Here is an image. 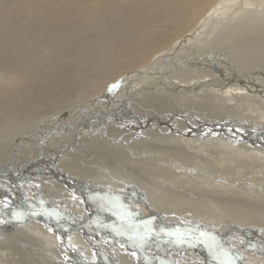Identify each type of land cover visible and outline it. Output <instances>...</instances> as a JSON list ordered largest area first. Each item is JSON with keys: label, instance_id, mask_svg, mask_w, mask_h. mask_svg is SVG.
<instances>
[{"label": "bare ground", "instance_id": "obj_1", "mask_svg": "<svg viewBox=\"0 0 264 264\" xmlns=\"http://www.w3.org/2000/svg\"><path fill=\"white\" fill-rule=\"evenodd\" d=\"M45 1L49 0H32L34 3ZM64 1L68 4H72L73 6H79L84 2H90L98 5L100 8H104L101 9V13L104 12V14H102L99 18H101V20H106V23L110 24L108 26L112 28V31L113 29L115 32L124 30L125 24H131V27H133V24L137 26V28H135V32L137 37L140 38L139 41H137L135 38L130 40L128 37H126L124 42L118 43L121 41V38H118V36L115 35V32H108L109 34L104 36V40L98 44L102 50L106 51V53L99 57V59L108 58V56H115L114 58L117 59V55H121L122 57V55L125 53L129 52L130 54L131 52L141 49L143 52L146 50V52H144L145 56L149 55V58H146L148 61H151V56L155 57L159 52H164V61L168 62V60H170V62H172L174 60V54L171 53L172 50L170 48V45L173 44L172 40H181L186 42L187 39L189 42L192 41L190 46L188 45L191 52L195 53L196 55L199 53L200 55L203 54V56L208 55V57H210L207 52L209 50V45L207 47L204 46L196 48V40H198L194 38V35L197 32L196 28L194 27L196 24H193L189 16H192L193 11H195L194 13L199 15L197 18H206V14L212 13V10H214L212 8L215 7V3L219 0H153L152 4L155 7L149 16L150 21L148 24H145L147 23L148 16L144 17L141 15L140 6L141 4H145V2L152 0H128L131 2V7H129V5L125 6L123 4L125 0ZM225 1L227 0H220L219 4ZM233 1H235L233 4H236V0ZM241 1L242 4L247 3V6H243L242 9L235 8V11H233L232 14H230L231 9L226 6L227 9L230 10L227 18H231V20L229 21L227 18H225L222 21V24H220L221 26L216 24L217 26L215 27L217 30L228 29V32H232L233 25H231V22L235 19L243 17L246 14L258 17L260 16L261 18L258 21L256 20V23L259 22V24H264V0H252L255 1V3L257 2L256 4H254V2L249 3L247 0ZM197 4L201 5L199 10L196 8ZM4 5V3L0 4V9L3 12L0 17L1 20L4 18L7 20L8 17L13 18V15L16 13L17 15H20V17L22 16L21 10L13 8L12 6L9 7V9H6ZM234 6L235 5H233L232 8ZM237 6L238 2L236 7ZM224 7L225 6L223 5L222 8ZM54 9L57 12V8ZM7 10L10 11L11 16L7 14ZM215 10L214 13L216 12ZM106 12L107 14H105ZM258 17H256V19ZM22 19L23 22H25L24 28L34 34V30L40 31L48 28L49 26H51L50 28H52V26L54 27V25L50 24H54L52 22L55 18L53 17V21L46 19L48 23L46 25H41L36 20L35 23H32L31 21L26 20L23 16ZM262 19L263 21H260ZM60 28H62V26ZM19 29L21 30L20 27ZM172 29H175L176 32H170ZM229 29L231 31H229ZM186 33H188L189 36L182 38ZM224 33L227 34L226 32ZM253 33H255V31ZM203 35H205V33ZM69 37L70 34H68L65 39ZM188 37H190L192 40H189ZM257 37L258 36H256V38ZM239 38L236 39L239 40ZM244 38L246 39L245 36ZM244 38L242 35V39ZM62 39H54L52 42H49V45H51L52 48L58 47L59 45L60 47L64 46L66 41L64 40L65 42H63ZM110 41L116 42V44L111 45L112 42L110 43ZM84 45V53L88 54V56H93V52L95 50L93 48H89L88 44ZM250 46H252V44ZM97 48L99 49V47ZM226 48L227 47L223 48L222 50H225ZM107 49L110 51L108 52ZM205 49L207 53L204 54L203 51H205ZM238 49L239 48H236V50L234 49L235 52L237 51V53H239L241 56L247 55L241 53L240 49ZM216 51V57L221 58V55L225 54H218L220 50ZM209 53H211V51H209ZM52 54L53 53H51V55ZM44 55L47 54L44 53ZM197 56L199 58V55ZM44 58L47 62L51 61L52 59L51 56H43L42 59ZM97 58L94 62L97 61ZM184 58L187 60L193 59L192 55L187 57L185 56ZM246 58V61L242 60V62H246L245 65H250L249 67L254 66L255 68H253L256 69L257 72L259 71L264 74V66L262 64L256 65L254 60V62L251 61L253 62L251 64L248 58ZM37 59L40 60V62H38L36 59H31L34 63L36 62L37 67L39 66L38 70L31 75L20 73L16 70H13L12 68H9L10 66L6 67V69L0 73V78H3V81H0V264H57L58 260H60L59 263L61 264H75L71 258L61 256L59 249L54 245L53 242L56 240V238H62L61 240L64 243H67L65 232H67L68 238L72 236L77 237L78 241L81 243V248H84V252L88 256L87 260L90 261V264L121 263V260H114L112 256L110 257L108 253L103 250L101 245L109 248V250H111V252L116 254L119 258L120 256H126L128 258V262L124 261L121 264H129V262L132 264H264V184L252 192L245 191L247 190V186H245L246 189L244 190H240L237 187L229 190L225 188L211 189L205 184L200 186L199 184L190 181L189 177V179L185 177L183 178L182 175H180L181 173H178L177 171L180 169L178 165L177 168H175L176 170L172 172L169 168L170 165L165 162H161L160 165L158 162L153 163L144 160H128L129 162H127L124 160L126 158L122 157L123 155H121V152L127 155L133 154L139 157L142 156V153L136 152V149L132 148L133 144L129 143L132 145L131 147L127 145L129 141L131 142L132 139L135 138H129L131 136L125 134L117 137H108L109 144L112 146L111 150H108V147L105 149L106 147L104 148L102 146L101 148L85 146L83 149H87L88 151L86 153L89 154L85 153V155L83 152H80L81 154L79 153V150L83 145V140L86 138V132L89 131L87 125H85L87 123L85 120L87 119L88 115L101 113L106 117H108V115L116 116L122 121L129 120L133 117L138 120L139 117L143 116V112L142 109L138 111L137 106L134 107L135 105L133 104L138 103L142 96L145 98L146 93L148 95L152 94L151 92H155L157 94H165L167 98V96H174L177 93L183 94L181 88H183L182 90L185 89L192 91L194 89L193 85H195L194 82L191 85L186 84L189 83L193 77L191 79L189 78L190 80L188 82L185 81L188 79L185 77V82L183 81L185 85H181L182 82H174V79L177 80L180 77L168 74V70L170 69L167 67L165 70L161 68L162 70H160V72L158 70H153L151 67V70L148 71L143 70L139 73L136 71L127 73V71L119 76L122 73L120 72L103 87V89L106 88L107 90V87L112 85L109 87L107 92L99 91L95 88L97 91L94 95L86 96L88 98L76 106L70 105V102L65 100L62 103V106L56 108L55 104H52L54 102H51L50 99L53 98V94L56 92H64L60 84L62 78H64V71H62L60 66L59 68L54 66V68H56L58 71H53V75L50 77V80L48 78V81H46V79L37 81L38 78L36 76L41 70L40 68L42 65L41 57L38 56ZM177 59L179 61L182 60V63L179 65H185V63L188 64V66L190 65L186 59H180L179 57H177ZM178 60L175 59L177 63ZM152 61L150 63L151 66L155 64V61ZM225 62L231 65L229 61L225 60ZM177 66L178 65H176V67ZM195 67H197V65ZM187 68L185 70H187ZM165 71L166 75H164ZM146 74H148V76ZM157 74L160 75L157 76ZM167 74L173 76V79L172 77H167ZM221 74L222 73H220V75ZM123 75L126 77H122ZM200 76L202 77V75ZM243 76L244 75H242V77ZM146 78H150L148 79V82L146 81ZM167 79L170 80L168 81ZM212 79L215 80L216 78L212 77L210 80L207 79V81L213 82ZM207 81H204L203 83ZM3 82L6 83L3 84ZM231 82H233V80ZM198 83L199 85L202 84L201 82ZM114 85L115 87H113ZM121 86H124L125 90H123V93L120 92L119 94L118 87L120 88ZM173 86H175V88H173ZM218 87L220 88V86ZM233 87L235 88H231L230 90H222V94H218L216 99L219 98L222 100V102L232 105V103H236L238 100H245L249 97L248 94L244 92L243 88L241 89L240 87L234 85ZM255 90L262 91L263 89ZM194 91L196 90L194 89ZM199 91L201 92V90ZM32 93L38 97L37 103H32L30 107L22 113L24 115L19 116V118H16V116H10L11 113L20 115L16 108L19 110L23 109L21 108V104H19L16 99L20 96L28 97V94L30 95ZM216 93L217 92H215V94ZM262 93H264V90ZM67 96H69V94H67ZM206 100L208 101V99ZM144 101H146V98ZM146 117L149 118V125L141 123L142 126H153L156 129H160L161 132V129H163L165 131L167 130L169 133V129H173L172 125H174V128L179 130L176 132L172 130L173 133L179 134L174 137H189L190 141L196 143L197 145L203 141L200 138L198 139L194 137V133L192 134L194 136H190L188 133L187 135H183L184 131L182 132L181 130L185 128H192L193 131L197 128V126H194L195 123H192L191 120L188 121L185 119L182 121L184 123H180V121L176 119V115L174 118V116L169 117L164 116L163 114L156 116L146 114ZM163 118L166 119L162 120ZM235 120L238 122L237 119ZM226 121L228 124H230V126L235 125L234 122L228 121V119ZM218 122L223 123L222 120H219ZM221 123H218L217 126ZM239 123H242V121ZM246 124L247 121L244 125ZM20 126L22 127L19 128ZM254 126L257 127H254L257 129V131L252 132H257L260 134V132L264 130V121L262 124L256 123ZM222 127H224V125H219L217 129L212 127V130L210 131L215 133L211 134L213 137H219L224 139L227 143H232L227 145L225 143H221L222 141L219 143L214 142L216 144V149H219L220 151L221 149L224 150L223 154H219V159L226 160L230 152H243L246 148L245 146L247 145L252 147L254 151H264L263 147L259 148L251 146L252 144H248L252 143L254 140H256V143L260 141V138L258 139L259 136L257 137V134H254L256 135L255 137L252 135H240V133L239 137L234 136L233 138V136L227 134L225 130H222ZM81 130L83 133L80 135ZM198 133L199 134L197 136L203 135L202 132ZM230 137L233 138L232 141L228 139ZM253 137H255V139ZM144 153L147 152L145 151ZM161 156L163 155L161 154ZM82 158H87L88 160L90 159L91 165H93V167L90 166V168L93 170V172L90 173H97L96 175L99 178H95L94 180L95 182L98 181L99 183L95 184V182L92 183L90 181L88 182L87 180H84L83 178L80 179L79 176L81 174H79L78 178L73 173V170H82L84 165H90L87 163L80 164L79 162L83 161ZM164 159H166V157H164ZM253 170L256 171L257 169L254 168ZM195 172L198 173L197 170ZM35 178H42L41 181L37 180V182H49L38 185L37 182L34 181ZM224 182L225 181L222 180L220 181V183ZM20 184L26 186V189L22 188ZM231 184L234 186H240L238 183ZM43 188L46 190L55 188L56 191L63 192L65 194H62L61 197H55L52 195L44 196L41 193V189ZM70 194L76 195L79 200L75 201L71 199L68 196ZM127 199H131V201H133L132 206H127V204H125ZM123 200L125 201L123 202ZM119 201L122 202L119 203ZM127 202L129 205V201ZM157 203L161 206H157ZM221 207L226 209L230 207L232 212L229 213L228 216H231L230 214H232L235 215L238 220L241 221V219H246L245 221L247 222L238 223L236 221L222 223L219 225L222 226L220 229L217 227V223H210L209 230L206 231L204 228H202L205 223L192 219L196 218L199 220H207L210 212H214V209ZM163 209H165L167 212L163 211ZM13 211L16 213L14 214ZM175 214L178 217H175ZM179 217L182 219H179ZM28 238H31V240ZM231 239H235L237 241L239 240L240 243H244V241L247 239H253L255 242H253L251 246H247V244L246 246L240 245L239 248L233 247L234 249H238L236 250L237 253L233 254L227 249L228 243L232 241ZM40 240L44 243V245L40 243ZM259 240L260 242H258ZM225 254H228L229 257ZM252 256H254L256 259L251 258ZM10 258L13 260L12 263H10Z\"/></svg>", "mask_w": 264, "mask_h": 264}, {"label": "rangeland", "instance_id": "obj_2", "mask_svg": "<svg viewBox=\"0 0 264 264\" xmlns=\"http://www.w3.org/2000/svg\"><path fill=\"white\" fill-rule=\"evenodd\" d=\"M219 1H217L215 3V7L212 8L214 10L216 8V10H215L216 12L214 13V10H212L213 14L212 13L206 14V18L205 17H203L201 19L197 18L199 15L195 14L194 13L195 11H193L192 16H189V18L191 19L193 24H196L194 26L196 28V31H197L194 35L195 36L194 38L198 39V40H196L197 41L196 48L197 47H204V46L207 47L209 45L208 46L209 50L207 52L210 55V57H208L207 54H206L207 56H203V54L200 55L198 53L197 54V55H199V58H198V56L195 53L190 51L189 46H190V43L192 41L189 42V41H187L188 39L186 40V42L181 41V40L180 41L172 40L173 46L170 45V48L172 50L171 53L174 54L173 55L174 60L173 61L171 60L172 62H170V60H168V62L164 61V57H163L164 52L163 53L159 52L157 55L155 54L156 55L155 57L151 56L153 61H155V64L151 66L150 63H151L152 59H151V61H148L147 59L149 58V55L145 56L144 52H146V50L143 52V51H141V49L138 51H135V52H131L130 54H129V52L125 53L122 55V57H121V55H117L118 56V57H116L117 59L114 58L115 56H108V58L103 57L104 59H99V57L103 56L106 53V51L102 50L98 44L100 42H102V40H104V36L109 34L108 32L112 31V28H110L108 26L110 24H107L106 20H101V18H99L102 14H104V12L101 13V11H102L101 9H104V8H100L96 4H93L90 2H84V3L80 4L79 6H73L72 4L66 3L64 0H49V1L40 2V3H34V2H32V0H0V4L4 3L5 4L4 7H6V9H9V7L12 6L13 8H17V9L21 10L22 16L26 20L31 21L32 23H35V20H36L41 25H46V24H48L47 23L48 19L53 21V17L55 18L54 19L55 22L54 21L52 22L54 24H50V25H54V27L52 26V28H50L51 26H49L48 28H45V29L40 30V31L34 30V34L24 28L25 22H23L22 16L20 17V15H17V13L15 15H13V18L8 17L7 20H5V18L3 20L0 19V31H2V32H0V38L3 35V37L0 39V73H2L3 70L6 69V67L10 66L9 68H12L13 70H16V71L23 73V74H26V75H31L32 73H35L39 67V66L37 67L36 62L34 63L32 60H34V59L38 60L37 59L38 56L41 57V59L43 58V56H45V57L51 56L52 62L51 61L47 62L45 60V58L41 60L42 61L41 62L42 65L40 68L41 70L38 72L36 77L38 78L37 81L38 80H45V79H46V81H48V78L50 80V77L53 75V71H58L56 68H54V66L57 68H59V66H60L62 68V71H64V73H63L64 78H62V80L60 82L64 92H61V91L58 93L56 92L55 94H53L54 95L53 98L50 99L51 102L52 101L54 102L52 104H55L56 108L62 106V103L65 100L66 101L68 100L70 102L69 103L70 105L76 106L77 104H79V103L83 102L85 99H87L88 97H86V96L94 95L97 90L107 92L109 87H111L112 85L108 86L107 90H106V88L103 89V87L105 86V84L107 82L112 80L120 72H122V73L119 76H121L123 73H125L127 71H128L127 73H129L131 71L132 72L136 71L137 73H139L140 71H143V70L144 71L151 70V68H153V70H158L160 72V70H162V69L165 70V68L167 67L168 69H170V70H168V74H170V75L172 74L173 76H179L180 77L177 80L174 79V82H182L181 85H185L184 82L185 81L188 82L193 77V79L191 81H189V83H187L186 85H191L194 82L195 85H193V86H194V89L196 91H194V89L192 91L191 90H185V89L182 90L183 88H181V91L183 92V94H180V93L175 94L174 93L175 94L174 96L170 95V97L167 96V98H166L165 94H157L155 92H151L152 94H148V95L146 93V96H145L146 101H144L145 98L142 96V98H140V101L138 103L133 104V105H135L134 107L137 106L138 111H140L142 109V112H143V116L139 117L138 120L133 117L129 120L122 121L120 118H118L116 116L108 115V117H106V116H103V114H101V113L88 115L87 119L85 120V122H87L85 125H87V128L89 131L86 132V136L84 135L86 138H85V140H83V145H82V148L79 150V153L83 152L85 154L88 151L87 149H83L85 146H87V147L91 146L94 148H101V146H102L104 148L106 147L105 149H107V147H108V150H111L112 146H110V144H109V141H108L109 138L121 136L123 134L130 135L131 137H129V138H135V139H132L131 142L129 141L127 145L131 147L132 145H130V144H133L132 148L133 149L135 148L136 152L142 153V156L139 157V156H135L133 154L127 155V154H124L123 152H121L122 153L121 155H123L122 157L126 158L124 160L127 162L144 160V161L153 162V163L158 162L159 165L161 162H163V163L165 162V163L170 165V167L169 166H167V167H169L172 172L174 170H176L175 168H177V165H178L180 167V169L177 171H178V173H181L180 175H182L183 178L184 177L187 179L190 178V181L195 182V183L199 184L200 186L205 184L208 187H210L211 189H224L225 188L227 190L232 189L234 187L235 188L237 187L240 190H244V189H246L245 186H247V190H245V191L246 192H250V191L252 192V191L257 190V188H259L260 186H262V184H264V169H263L264 168V161H262V160H264V151H261V150L254 151L252 147H249L247 145V146H245L246 148L243 152H237V153H231L230 152V154L226 160H221V159H219V156L221 154H223L224 150L221 149V151H220L219 149H216L215 143H219L220 141H222L221 143H225L227 145L232 144V143H227V142H225L224 139L219 138V137H213L211 134H215V133H212L210 131L212 130V127L217 129L219 125H224V127H222L221 129L225 130V132L227 134H230L231 136H233V138H234V136L239 137L240 133H241L240 135H245V136L252 135L255 137H256V135H254V134H257V137L259 136L258 139L260 138L259 139L260 141L256 143V140H254L255 137H253L254 141H252V143H248V144L249 145L252 144L251 146H254V147H259V148L263 147L264 148V140H263L264 139V137H263L264 136V130L261 131L260 134H258L257 132L256 133L252 132V131H257V129H255L257 127L254 126L256 123L262 124V122L264 121V108H263V106H264V93H262L264 90V74L262 72H259V71L257 72V70L254 69L255 68L254 66H253L254 68L249 67L250 66L249 64H248L249 66H247V65H245L246 62H242V60H245V58L247 57L251 64L255 61L256 65L262 64L264 66V24H259V22L256 23V20L258 21L261 18L260 16L258 17V16L246 14L243 17L235 19L234 21L231 22V25H233L232 32H228V29H223V30L218 29L219 30L218 31L215 26H217L216 24H219V25L222 24V21L228 17V14L230 13L229 9H231L230 14H232L233 11H235L234 10L235 8L242 9L243 6H247V3L242 4L241 0H239V1L236 0V4H233V2H235L233 0H227L228 2L225 1L223 3L221 2L220 4H219ZM247 1H249V3H252V2H254V4L257 3V2L255 3V1H252V0H247ZM152 2H153V0L147 1V2H145V4H141V6H140L141 15L144 17L148 16L147 23H145V24H148V22L150 21L149 16H150L153 8L155 7V6H153ZM229 2L231 5L229 4ZM237 2H238V6L236 7ZM123 4L125 6L129 5V7H131V2H129L128 0H125L123 2ZM223 5L225 6L224 8H222ZM233 5H235V6L232 8ZM54 6H56V7H54ZM226 6H228L229 9H227ZM230 6H231V8H230ZM200 7H201V5L197 4V6H196L197 10H199ZM54 8H57V12L55 11ZM2 13L3 12L0 9V17H1ZM225 13L227 16L225 15ZM7 14L9 16H11L10 11H8V10H7ZM105 14H107V12ZM256 17H258V18L256 19ZM227 19L229 21L231 20V18L230 19L227 18ZM243 20H244V22H243ZM235 21H236V23H235ZM260 21H263V19ZM16 23L21 28V30L19 29V27L17 26ZM40 24H37V25H40ZM249 24H250V26H249ZM55 26H57V27H55ZM61 26H62V28H60ZM17 27H18V29H17ZM135 28H137V26L134 24H133V27H131V24H125L124 30H119V32H115L113 29L112 32L113 33L115 32V35L118 36V38H121V41H119L118 43L124 42V39H126V37H128V39H130V40L135 38L137 41H139L140 38L137 37L136 32H135V30H136ZM228 28H230V27H228ZM57 29H59V30H57ZM172 31L176 32L175 29H172L170 32H172ZM229 31H231V30L229 29ZM245 31H246V33H245ZM254 31H255V33H253ZM256 31L258 34L256 33ZM224 32H226L227 34H225ZM204 33H205V35H203ZM68 34H70V37L65 39V37ZM242 35H243V38H244V36L246 37V39L244 38L245 41H244V39H242ZM187 36H189L188 33H186L182 38H186ZM247 36H249V37H247ZM256 36H258V37L256 38ZM190 37H188L189 40L192 38V37L191 38ZM59 38L60 39L63 38L62 41L63 42L66 41L65 42L66 44L64 46H61V47L59 45L58 47H55L56 49L52 48V46L49 45V42H52L54 39H59ZM236 38L237 39L239 38V40H237ZM36 39H38V40H36ZM193 40H195V39H193ZM204 40H206V41H204ZM111 42L112 41H110V43ZM84 44H88L89 48H93L95 50L93 52V56H91V55L88 56V54L84 53V49H85ZM114 44H116V42H112L111 45H114ZM248 44H250V45L252 44L253 48H252V46H250ZM80 45L82 46V48ZM175 46H176V48H175ZM97 47H99V49ZM225 47H227V48L225 50H222ZM236 48H239L241 53L247 54L248 56L247 55L241 56L239 53H237V51L235 52ZM254 48H255V50H254ZM182 49H184V50H182ZM215 49L220 50V52H218V54H222V53L224 54L225 53L224 54L225 56L221 55V58L216 57L215 53L217 51ZM107 51H108V49H107ZM209 51H211V53H209ZM213 51H214V53H213ZM136 52H138V53H136ZM207 52H206V49H205V51H203L204 54ZM44 53H46L47 55H44ZM51 53H53L55 56L53 54L51 55ZM184 53H185V55H184ZM251 53H253V54H251ZM189 55H192V57H193L192 60L191 59L187 60L186 58H184L185 56L187 57ZM255 55H256V57H255ZM35 56H36V58H35ZM125 56H127V57H125ZM141 56H143V57H141ZM177 57H179L180 59H186L187 62L190 64L189 65L190 67L186 63H185V65L184 64L179 65L182 63V60L179 61L177 59ZM96 58H97V61L94 62ZM162 59H163V61H162ZM175 59L178 60V63L175 61ZM225 60L229 61V63H231V65L226 63ZM251 61H253V62H251ZM38 62H40V60H38ZM159 63H161V64H159ZM96 64H97V66H96ZM175 64L178 66L176 67ZM218 64H220V65H218ZM221 64H222V66H221ZM238 64H240V65H238ZM22 65H23V67H22ZM194 65L195 66L197 65L198 68L195 67ZM199 65H200V68H199ZM201 65H202V68H201ZM187 66H188L189 70H188ZM191 66L193 69L191 68ZM128 67L130 70L128 69ZM72 68H74V69H72ZM139 68H140V70H139ZM186 68H187V70H185ZM194 69L195 70L197 69L198 72H197V70L195 71ZM208 71H210V72H208ZM220 73H222V74L220 75ZM168 74H167V77H172V79H173V76H170ZM190 74H192V75H190ZM125 75H123L122 77L125 78L126 77ZM146 75L148 76V74H146ZM159 75L160 74H157V76H159ZM164 75H166V71H165ZM200 75H202L203 79ZM242 75H244V76L242 77ZM198 76H200V77H198ZM224 76H225V78H224ZM251 76H253V77H251ZM185 77L188 79H186ZM195 77H197L198 79ZM212 77L216 78V79L218 78L219 80L218 79L217 80L212 79L213 82L207 81V79L210 80ZM241 77H242V80H241ZM194 78H195V80H194ZM220 78H221V80H220ZM146 79H147L146 81L148 82V79H150V78H146ZM167 80L169 81L170 79H167ZM232 80H233V82H231ZM0 81L2 82L3 78H0ZM204 81H207V82L203 83ZM217 81L219 84L217 83ZM198 82H201L204 85L200 84L201 85L200 86ZM5 83L6 82H3V84H5ZM240 83H242V84H240ZM212 84H213V86H212ZM216 84H218V85H216ZM215 85H216V87H215ZM233 85L238 86L241 89L243 88L244 92H246L249 97L248 98L246 97L247 99H245V100H238V102L232 103V105L222 102V100H220L219 98H218L219 100L216 99L218 97V94L219 95L222 94L221 93L222 90H224V89L230 90L231 88H235V87H233ZM255 85L256 86L259 85L261 87L257 86L258 87L257 88ZM2 86H5V85H2ZM218 86H220V88ZM121 87L124 88V86H121ZM201 87H202V89H201ZM206 87H208V88H206ZM120 88L118 87L119 94H120V92L123 93L124 92L123 90H125V88L124 89L123 88L120 89ZM173 88H175V86H173ZM255 89H259V90L263 89V90L258 91ZM199 90H201V92ZM256 91L259 93H257ZM215 92H217V93L215 94ZM184 93L185 94L187 93V94L185 95ZM253 93H254V95H253ZM67 94H69V96H67ZM212 96H214V97H212ZM25 97H26V99H25ZM206 99H208V101ZM213 99H215V100H213ZM37 100H38V97L36 95H34L33 93L30 95L28 94V97L27 96H24V97L20 96L19 98L16 99V101H18V103L21 104V108H23V109L19 110L18 108H16L17 112L20 115H15V113H11L10 116H12V117L16 116V118H19V116H23L24 114H22V113L25 112V110L28 109L32 103H37ZM211 101H212V103H211ZM204 103H205V105H204ZM213 103H215L216 105ZM258 103H260V104H258ZM235 105H236V107H235ZM251 106L252 107L254 106V107L252 108ZM163 110H164V112H163ZM176 112H178V113H176ZM146 114L152 115V116L163 114L164 116H169V117L174 116V118L176 115V119L178 121H180V123H184L182 121H184L185 119H187L188 121L191 120L192 123H195L194 126H197V128L195 130L192 131V128H189V127H188L189 129L185 128L183 130H181V129L180 130L182 132L184 131L183 135L184 134L187 135V133L190 136L195 135L194 137H196L198 139L200 138L203 141L198 143L199 145H197L196 143L190 141L189 137H180V136L174 137L176 135H179L178 133H176V134L173 133L172 130H174L175 132L178 130L177 128L176 129L174 128L175 127L174 125H172L173 129H171V128L169 129V133L167 132V130L165 131V130L161 129L162 130V132H161L160 129H156L153 126L149 127V126H147V125H149L148 124L149 118L146 117ZM184 117H186V118H184ZM164 119H166V118H163L162 120H164ZM227 119H228V121L234 122L235 125L230 126V124H228V122L226 121ZM235 119H237L238 122ZM219 120H222L223 123L218 122ZM240 121H242V123H239ZM246 121H247V124L244 125L246 123ZM141 123H144L147 125L142 126ZM218 123H221V124H219L217 126ZM21 127L22 126H20L19 128H21ZM163 131H165V132H163ZM171 131H172V133H171ZM198 132H202L203 135L197 136L199 134ZM82 133H83V131L81 130L80 135ZM193 133H194V135H192ZM55 135H58V134H55ZM261 135H263V136H261ZM169 138L172 140H170ZM233 138L230 137L228 139L230 141H232ZM195 141H197V140H195ZM132 142H134V143H132ZM146 145H147V147H146ZM144 148H146V149H144ZM191 148H193V149H191ZM246 150H248V151H246ZM118 151H123V150H118ZM145 151L147 153H144ZM86 154H89V153H86ZM161 154L163 156H161ZM150 157H151V159H150ZM162 157H163V159H162ZM164 157H166V159H164ZM167 157H168V159H167ZM82 159H83V161L79 162L80 164L87 163L90 165H88V166L84 165L82 170H73V173L77 177L79 176V174H81L79 176L80 179L83 178L84 180H87L88 182L90 181V182L94 183L95 182L94 179L99 178V177H97V175H96L97 173L91 174L93 172V170L90 168V166L93 167V165H91L90 159L89 160L87 158H82ZM169 159H170V161H169ZM162 160H165V161H162ZM175 163H176V165H175ZM253 163H256V164H253ZM255 165L256 166L258 165L257 167H259V168H257ZM171 167L172 168L174 167L173 170ZM252 168L253 169L256 168L257 170L254 171ZM196 170L198 171V173L195 172ZM90 174L92 175V177ZM41 179L42 178H35L34 181L35 182H37V180L41 181ZM221 180L225 181V182L220 183ZM177 181H180V180H177ZM29 182H30V179H29ZM46 182H49V181L37 182V184L38 185L45 184ZM100 182H102V181H100ZM96 183H99V182L96 181L95 184ZM231 183H238V185H240V186H234ZM21 187L26 189V186H24V185H21ZM41 193L44 196L52 195L55 197H61L62 194H65L63 192L56 191L55 188H50L49 190H46L43 188V189H41ZM68 196L75 201L79 200V198L74 194H70ZM128 197H131V196H128ZM124 201L125 200H123V202ZM127 201H129V205H128ZM127 201H125L126 202L125 204H127V206L133 205V201H131V199L130 200L127 199ZM121 202L122 201H119V203H121ZM157 206H161V205L158 204ZM163 211H166V210L163 209ZM231 212H232V210L230 209V207H228V209L221 207V208L214 209V212H210L207 220H205V219L199 220L196 218H192V219H195L196 221H202V223H205L203 225L204 227L202 226V228H204L206 231L209 230V227H210L209 224L210 223H217V225H218L217 227H219V229H220V228H222V226H219V225H221L222 223L236 222V221L238 223L247 222V221H245L246 219L245 220L241 219V221L238 220L237 217L235 215H232V214H230L231 216H228L229 213H231ZM13 213L15 214L16 212L13 211ZM175 217H178V216L176 215ZM179 219H182V218L179 217ZM183 219L186 220L185 218H183ZM225 219H226V221H225ZM257 222H259V221H257ZM212 228H216V227H212ZM223 228H225V227H223ZM65 233H66L65 237L67 239L66 240L67 243H64L61 240L62 238H56V240L53 241L54 245L59 249V251H60L59 253L61 254V256L71 258L75 264H90V261L87 260L88 256L84 252L85 251L84 248H81V243L78 241L77 237L71 235L72 237L68 238L67 232H65ZM28 239L31 240V238H28ZM231 240L232 241L230 243H228V241H227V243H228L227 249L230 251V253H233V254L237 253L236 250H238V249H234L233 247L239 248L240 245L246 246L247 244H248L247 246H251V244L253 242H255L253 239H247L248 241L245 240L244 243H240L239 240L237 241L235 239H231ZM224 242H226V241H224ZM258 242H260V240ZM28 243H30V242H28ZM40 243L42 245H44V243L42 241ZM101 246L103 247V250L106 253H108V255L110 257L112 256V258L114 260L119 259V260H121V263L124 261L128 262L127 261L128 258L126 256H120V258H119L116 254L111 252V250H109V248H107L103 245H101ZM81 251H83V252H81ZM29 253H30V251H29ZM227 253H229V252H227ZM225 255L228 256V254H225ZM251 258L256 259L254 256H252ZM12 262H13V260H12V258H10V263H12ZM59 262H60V260H58L57 264H61ZM121 263H119V264H121ZM129 264H132V263L129 262Z\"/></svg>", "mask_w": 264, "mask_h": 264}, {"label": "snow or ice", "instance_id": "obj_3", "mask_svg": "<svg viewBox=\"0 0 264 264\" xmlns=\"http://www.w3.org/2000/svg\"><path fill=\"white\" fill-rule=\"evenodd\" d=\"M113 87H115V85Z\"/></svg>", "mask_w": 264, "mask_h": 264}, {"label": "water", "instance_id": "obj_4", "mask_svg": "<svg viewBox=\"0 0 264 264\" xmlns=\"http://www.w3.org/2000/svg\"><path fill=\"white\" fill-rule=\"evenodd\" d=\"M56 218V217H55Z\"/></svg>", "mask_w": 264, "mask_h": 264}]
</instances>
